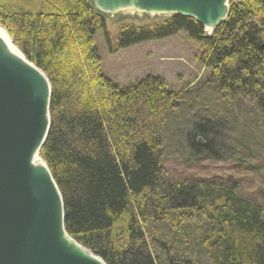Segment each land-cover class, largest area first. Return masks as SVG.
Here are the masks:
<instances>
[{
	"label": "trees",
	"instance_id": "1",
	"mask_svg": "<svg viewBox=\"0 0 264 264\" xmlns=\"http://www.w3.org/2000/svg\"><path fill=\"white\" fill-rule=\"evenodd\" d=\"M0 26L49 83L50 126L39 153L72 240L104 264H172L179 258L168 259L147 226L194 211L217 228L206 243L209 264H264L255 201L234 186L165 180L158 130L178 105L175 94L153 77L119 89L101 74L94 45L98 31L110 53L184 32L202 49L208 82L227 100L252 106L264 136V0H231L209 36L193 19L172 16L122 27L113 45L105 20L85 0H0Z\"/></svg>",
	"mask_w": 264,
	"mask_h": 264
},
{
	"label": "rangeland",
	"instance_id": "2",
	"mask_svg": "<svg viewBox=\"0 0 264 264\" xmlns=\"http://www.w3.org/2000/svg\"><path fill=\"white\" fill-rule=\"evenodd\" d=\"M85 1L105 20L113 45L122 27L152 26L173 16L154 17L142 10L128 14L119 6ZM94 45L101 74L119 89L153 77L160 78L165 89L175 94L178 105L158 130L165 180L234 186L239 195L256 202L264 219V136L255 110L238 99L227 100L208 82L210 71L201 64V47L184 32L110 53L103 32L98 31ZM147 231L163 242L168 259L176 256L180 263L209 264L206 243L215 238L217 228L200 214L171 213L165 224H149Z\"/></svg>",
	"mask_w": 264,
	"mask_h": 264
},
{
	"label": "water",
	"instance_id": "3",
	"mask_svg": "<svg viewBox=\"0 0 264 264\" xmlns=\"http://www.w3.org/2000/svg\"><path fill=\"white\" fill-rule=\"evenodd\" d=\"M152 1L181 8L187 2L193 3L195 17L182 14L173 16L191 18L202 28L204 25L199 20L209 19L214 13L213 0ZM220 11L216 10L217 13ZM50 95L49 86L48 112ZM35 101V93L26 80L14 72L0 71V264H82L48 249L43 229L42 202L26 184L22 158L33 127ZM49 126L50 117L41 147ZM53 183L60 196L54 181ZM60 200L63 222L61 196Z\"/></svg>",
	"mask_w": 264,
	"mask_h": 264
},
{
	"label": "bare ground",
	"instance_id": "4",
	"mask_svg": "<svg viewBox=\"0 0 264 264\" xmlns=\"http://www.w3.org/2000/svg\"><path fill=\"white\" fill-rule=\"evenodd\" d=\"M98 4L113 7L119 6L125 13L132 14L142 10L149 16H172L182 14L195 17L194 5L187 2L183 7L164 6L152 0H96ZM231 0H213L214 13L206 20H199L204 25L206 34L225 19L228 4ZM220 9V13L216 10ZM7 70L20 75L26 80L35 93V113L33 127L22 158V168L28 188L42 202L44 218L45 243L48 249L65 258L79 261L82 264H104L102 260L79 246L64 231L62 222L61 200L49 175L44 161L40 157V147L44 140L48 123L49 85L44 74L29 63L23 54L13 45L7 32L0 27V71Z\"/></svg>",
	"mask_w": 264,
	"mask_h": 264
}]
</instances>
